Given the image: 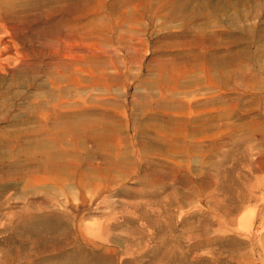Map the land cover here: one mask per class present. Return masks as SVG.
I'll return each mask as SVG.
<instances>
[{
    "label": "rangeland",
    "instance_id": "rangeland-1",
    "mask_svg": "<svg viewBox=\"0 0 264 264\" xmlns=\"http://www.w3.org/2000/svg\"><path fill=\"white\" fill-rule=\"evenodd\" d=\"M78 109L4 161L0 264H264V0H0V132Z\"/></svg>",
    "mask_w": 264,
    "mask_h": 264
},
{
    "label": "bare ground",
    "instance_id": "bare-ground-1",
    "mask_svg": "<svg viewBox=\"0 0 264 264\" xmlns=\"http://www.w3.org/2000/svg\"><path fill=\"white\" fill-rule=\"evenodd\" d=\"M74 81L75 79H73V81L71 82H74ZM185 105L186 104L183 102L181 106L185 107ZM9 108H10V105H9ZM6 110H8V108ZM93 113H95V111H90V110L88 111L87 109L84 111H81L80 109H78L74 113L68 110L67 111H55L54 116H53V124H54L52 128L53 131H51L49 128H44V127L40 128L37 131H34L32 129L19 130V131L4 129V131L0 132V172L3 173L5 177H9L7 174L9 173V170L11 169L10 167L15 166V164L7 163L8 165H6L4 164L5 163L4 161L8 158L13 159V157H10L12 155H14V157L19 156L17 152L24 154V152L28 150L29 145H32L33 143L38 144L40 149L41 147L42 148L46 147V149L49 152H53L57 146L59 147V152H61V149H60V144H61V147H62L61 155L65 157L67 153L72 152V150L74 149V145L72 143L73 139L70 138V135L76 133V131H78L79 133V128L78 126L76 128V125L78 123L81 124L80 121L85 124V122L87 121L86 119L87 117H85V115H91ZM26 115L27 116L23 117L24 119L33 118L34 120H36L37 123L40 122V119L37 117L38 115L37 114L34 115V111L32 114H29V115L26 114ZM0 118H2V116ZM102 122L103 121H100V120L95 121V123L92 126L91 131L88 133L89 135H91V137L95 141L99 143L103 140V137H105L104 136L105 131H110V132L113 131L111 124H108L106 122L104 124ZM40 125L41 127L46 126L45 124H40ZM187 128H188L187 124L186 125L182 124L180 127V130H177V131L179 132L184 131V133L186 134V132H188ZM83 129L86 134L89 128L87 127V125H85V128ZM31 134H33V136L34 135L37 136V138L30 142L28 138L31 136ZM42 134H47V135L53 134V136L56 137V139L53 141V147H49L48 145L45 144V139L38 137ZM155 146L156 147H154L153 144H144L142 148L144 149V151H147V150L157 151L159 148L162 147V144L155 143ZM14 150L17 151L16 154L14 153ZM45 158L46 159L38 160V158L36 159V158L28 157L25 155V157L22 158L23 164L21 166L26 167V165L34 163V164H37L38 171H42L44 173L53 172L56 177L62 174L63 171L64 172L68 171L67 174L71 175V181L75 182V176L77 175L76 174L77 165L75 163L73 164V162L70 160H63L62 162H60V164L54 167L55 165L52 162H48L47 157ZM7 166H8V169L4 171L3 168ZM71 167L73 168L72 171H71ZM79 175H81L84 181L85 179L87 180L88 178L85 174L81 173ZM89 180L91 181V179ZM2 209H3V206L0 204V211ZM24 219H26V216H24Z\"/></svg>",
    "mask_w": 264,
    "mask_h": 264
}]
</instances>
